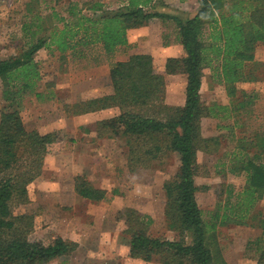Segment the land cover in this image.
I'll return each mask as SVG.
<instances>
[{"label":"trees","instance_id":"trees-1","mask_svg":"<svg viewBox=\"0 0 264 264\" xmlns=\"http://www.w3.org/2000/svg\"><path fill=\"white\" fill-rule=\"evenodd\" d=\"M89 9L94 12L92 16L84 14L77 4H71L65 18L54 11L50 17L58 19L62 26L54 24L46 29L44 18L34 12L25 27L30 36L27 50L15 57L0 58V81L7 102L0 115V264H50L77 249L76 243L59 236L47 243L30 240L34 216L14 213L16 206L30 202L28 187L42 175L46 157L59 151L53 149L59 142L56 132L30 131L21 116V100L27 92H35L42 80L35 55L42 49L65 54L96 45L113 55L129 46V30L147 26L153 20L175 24L184 55L168 58L165 70L169 75H186L185 104L166 103L165 77L156 72L151 55L137 54L113 65L110 93L74 104L72 114L118 108V116L101 121L98 126L112 136L125 138L128 164L133 171L149 167L166 154L180 157L178 172L164 184L166 219L179 239L152 237L149 234L152 219L127 208L118 213L117 221L126 224L123 233L129 237L132 258L144 261L158 258L163 264H227L211 247L217 225L205 220L197 199L198 153H217L221 144L218 137L203 136L202 120L225 119L251 105L252 98L240 91L239 85L260 79L255 53L259 44L264 43V0H200L195 16L186 19L158 11L155 0H127L116 10H103L97 2ZM42 31L46 33L40 35ZM207 68L217 83L225 87L234 108L203 103L201 89ZM239 93L246 100L237 103ZM221 110L227 114L221 116ZM242 143L243 149L257 151L253 156L242 151L233 158L236 164L232 172L246 176L243 202L233 205L242 212L241 220L264 196V138L248 145ZM75 192L97 203L107 197L105 190L96 188L83 176L76 177ZM259 222L264 240V219ZM257 264H264V252Z\"/></svg>","mask_w":264,"mask_h":264},{"label":"rangeland","instance_id":"rangeland-1","mask_svg":"<svg viewBox=\"0 0 264 264\" xmlns=\"http://www.w3.org/2000/svg\"><path fill=\"white\" fill-rule=\"evenodd\" d=\"M199 1L155 0V5L158 11L186 19L195 16ZM97 2L103 10H116L127 0H0V58L15 57L27 50L30 36L25 27L30 24L34 12L44 18L45 29L54 24L61 27L58 19L50 17L54 11L65 18L68 7L77 4L84 14L92 16L94 12L89 8ZM45 33L42 31L40 35ZM128 38L129 46L118 49L113 55L96 45L65 54L42 49L34 57L42 80L35 92H27L21 100V116L30 131L56 132L59 142L53 149L59 151L46 157L42 175L28 187L30 202L16 206L14 213L34 216V230L29 237L32 241L47 243L59 236L73 242L72 237H76V251L50 264H163L158 258L144 261L130 256L129 237L123 233L126 224L117 221L118 213L127 208L152 219L149 227L152 237L179 239L166 219L164 184L178 172L180 157L166 154L149 167H137L133 171L128 164L129 149L125 138L112 136L98 126L99 122L118 116V108L79 116L72 114L74 104L110 93L113 65L137 54L151 55L156 72L165 77L166 103L185 104L186 75H169L165 70L168 58L184 55L175 24L153 20L147 26L129 30ZM255 57L260 65L259 81L239 85V90L252 98L251 105L238 113H230L225 119L202 120L203 136L218 137L221 144L217 153H198L197 199L205 220L217 225L214 234L211 233L214 235L211 247L227 264H257L264 252L263 231L259 227L260 219H264V196L242 220L239 218L242 212L233 207L238 201L243 202L241 198L246 187L245 174L232 172L236 164L233 158L242 151L253 156L257 150L243 149L242 142L248 145L250 141L264 138V43L257 47ZM3 89L0 81V115L7 106ZM242 95H237V103L246 100ZM201 96L206 106H235L210 68L205 70ZM219 113L221 116L227 114L222 110ZM78 176L87 178L108 195L107 210L96 209L106 217V235L94 238L93 231L98 230H84L80 225V222L89 224V221L93 225L94 221L87 218L91 209L86 215L80 214V203H74L72 196L76 194L74 187ZM115 190L117 195L113 194ZM95 204L100 203H92Z\"/></svg>","mask_w":264,"mask_h":264},{"label":"crops","instance_id":"crops-1","mask_svg":"<svg viewBox=\"0 0 264 264\" xmlns=\"http://www.w3.org/2000/svg\"><path fill=\"white\" fill-rule=\"evenodd\" d=\"M74 189H75V187H74ZM72 197H73V199L75 201L74 203H76V204L80 203V206L78 207V209L81 210V211H78L77 208H76L75 211H78L80 214L82 212H84L83 215H86V213H88L90 211V209H91L90 215L87 216V218H90V219L93 218L92 221H94V224L91 225L90 221H89V224H87L86 222H80V225H81L82 229H84V230H98V231H93V233H94L93 237L94 238H97V237L102 236V235H106L107 232H108L107 231L108 230V225L106 224L107 220H106V217L102 215V212L100 210H102V209L107 210L106 207H107L108 202H105L107 200V197H106V199L104 201L98 202V203H100L99 205H97V204L92 205V203H97V202H92V201L88 202V200L81 199V197L76 196V194H75V196L73 194ZM96 209H100V210L98 211ZM91 215H94V216H91ZM72 240H73V242L78 243V240L76 239L75 236L72 237ZM79 243L82 245L81 242H79Z\"/></svg>","mask_w":264,"mask_h":264}]
</instances>
